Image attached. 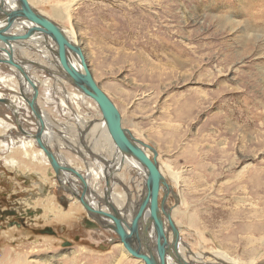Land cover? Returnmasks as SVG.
<instances>
[{
	"label": "rangeland",
	"instance_id": "1",
	"mask_svg": "<svg viewBox=\"0 0 264 264\" xmlns=\"http://www.w3.org/2000/svg\"><path fill=\"white\" fill-rule=\"evenodd\" d=\"M34 2L81 48L123 127L157 152L159 170L176 196L175 202L169 194L167 205L180 232L181 258L189 264H264V0ZM29 51L26 64L46 63L39 51ZM22 56L16 53L18 60ZM29 73L38 80V105L51 126V150L58 158L73 160V167L83 168V159L103 168L114 165L105 139L106 155L93 158L84 149L76 151L72 122L80 114L60 106V100L69 101L65 92H76L72 84H62L63 79L42 67ZM10 76L19 86L15 74L0 64V78ZM4 83L0 92L9 99ZM82 110L91 114L99 131L98 107ZM16 118L23 130L35 133L28 107ZM16 125L11 111L0 104V211L22 213L20 205L27 201L42 208L49 197L48 205L68 212L44 154ZM64 132L72 142L64 140ZM120 172L127 181L136 178L133 169ZM68 178L72 185L75 181ZM136 181L139 186L143 182L140 177ZM123 185L135 200L136 188ZM112 187V180L106 185L103 179L100 189ZM40 190L47 193L41 196ZM116 190L124 191L118 181ZM75 206L79 210L72 208L70 221L61 223L50 216L43 221L26 214L20 221L0 215V258L15 249L20 258L39 264H143L124 254L110 229L90 220L79 203ZM45 228L54 234L39 233Z\"/></svg>",
	"mask_w": 264,
	"mask_h": 264
},
{
	"label": "water",
	"instance_id": "2",
	"mask_svg": "<svg viewBox=\"0 0 264 264\" xmlns=\"http://www.w3.org/2000/svg\"><path fill=\"white\" fill-rule=\"evenodd\" d=\"M15 1L18 7L2 17V20H5V25L0 27V44L3 45V47H0V53L5 57L0 58V64L12 66L33 89L31 99H26L28 108L37 124L36 131L32 137L36 146L43 152L54 173L58 188L61 189L64 174L69 173L77 177L82 187V191L77 199L86 210L88 217L90 214L95 213L84 199L88 192L84 175L71 166L61 163L51 148L43 141L42 137L45 125L36 103L38 97L37 87L27 76L25 67L15 61L12 51H10L11 43L20 44V42L29 41L36 34L51 39L56 47L55 55L67 80L95 102L115 147L122 154L134 158L147 171L145 195L141 199L137 211L132 216L130 222H127L114 207L111 209L110 214L96 211L99 215L112 221V224L104 227V229H111L126 252L131 257L141 260L143 264H167L169 257L174 264H188L179 254V231L170 215L164 210V201L167 197L166 190L168 188L157 166V152L152 146L133 139L129 131L123 128L121 115L117 107L94 80L81 48L69 42L60 27L53 20L35 11L27 0ZM22 21H26L32 26L23 34H10L9 32L13 25ZM68 53L77 57L80 66L79 70L70 63ZM6 103L7 99H0V104L5 105ZM18 129L20 133L25 134L21 127H18ZM145 150L151 152L153 156L147 155ZM108 184L106 181V185ZM161 189L163 196L159 200ZM5 215H15L16 217L15 211L11 210L5 212ZM165 221L167 223L166 227ZM151 228L155 235L153 246L148 241V233ZM168 232L172 234L171 240ZM39 233L54 234L51 228H45L39 231Z\"/></svg>",
	"mask_w": 264,
	"mask_h": 264
},
{
	"label": "bare ground",
	"instance_id": "3",
	"mask_svg": "<svg viewBox=\"0 0 264 264\" xmlns=\"http://www.w3.org/2000/svg\"><path fill=\"white\" fill-rule=\"evenodd\" d=\"M29 5L35 10L37 11L38 13L43 14L42 11L38 10L35 8V2L34 0H27ZM34 5H33V4ZM18 6H17V2L15 0H3V1H0V27H3V25H5V20H2V17L5 16V14L11 12L12 10L16 9ZM45 16V15H44ZM58 16V15H57ZM57 16L55 15L53 18H57ZM61 16V15H60ZM47 17V16H45ZM48 18V17H47ZM50 19V18H49ZM58 25V24H57ZM32 25L26 21H22L20 23H16L13 25V27L11 28V30H16V31H19V32H22V33H17V34H23L28 28H30ZM59 26V25H58ZM60 29L63 31V33L65 34L67 40L69 42L72 43L73 41V37L70 36L67 32V30H65L63 27H60ZM10 30V32H11ZM12 33V32H11ZM10 33V34H11ZM39 42H42L41 44ZM73 45H76L74 43H72ZM2 45V44H1ZM13 46L15 47V49L17 51H19L20 53H22V55H24L26 57V54L25 52L28 50H32L35 51L37 50L36 52H40L41 53V56L42 58L45 60V64H41L40 61H35L34 60L32 61L33 64L37 65V67L34 65H30V64H26L25 60L26 59H22L20 58V60H18L14 55L16 54V50L13 51ZM0 47H3L0 46ZM26 49V50H24ZM55 45L53 44V42L51 41V39L49 38H45L44 36L40 35V34H36L34 35L29 41H24V42H20V44L18 43H14L12 44L11 43V49L10 51H12L13 53V58L15 59V61H17L18 63H21L24 67H25V71H26V74L27 76L29 77V79H31V81L34 83V85L37 87V91L38 89L40 88L39 87V83H38V80L33 77L29 72L30 70H32L33 68H44L48 71H51L53 74H57L56 76L63 79V81H61V83H70L69 80H67L64 72L62 71V68L58 62V59L55 55ZM30 52V51H29ZM32 52V51H31ZM40 55V54H39ZM68 55V59L70 61V63L76 68L79 70V61L77 59L76 56L74 55H71L70 53L67 54ZM5 56H3L2 53H0V58H4ZM19 58V56H18ZM51 58V59H50ZM28 60V59H27ZM29 61V60H28ZM25 62V63H23ZM40 62V64L38 63ZM113 62V61H112ZM43 63V62H42ZM52 67V69H50ZM7 68H9L10 70H12V72H14L15 76L17 77V80H19V86H15L13 85L10 81L11 79H13L14 77H3V78H0V82L2 83H6L7 85H3L4 87H7V90L10 91V94L9 96H11L9 99H7V103L3 106L7 107L8 110L11 111V114L15 117V123L17 124L16 127H21L19 122H20V119L16 118L18 116V114L21 115V109L23 108H26L28 107L27 103H26V99H31L32 95H33V89L32 87L30 86V84L28 82H26L24 80V78L21 76V74H19L12 66H7ZM54 69V70H53ZM60 82V81H59ZM4 83V84H5ZM71 84V83H70ZM46 85V83L44 84ZM74 88L75 86L72 85ZM2 89V88H1ZM111 89L113 90L114 87H111ZM63 90V89H62ZM76 92H65L66 94V97L69 99V101H64V100H60V106L65 108V109H68V110H74L75 113L74 115H77V114H80V115H77L75 117V121L74 123L72 122L73 126V131L76 135L75 139H74V142H72L73 140L70 139L68 136H69V132H64L66 135H65V139L64 140H67V141H70L74 144V147L76 148V151H79V150H86V152L88 153L89 156L91 157H95L96 155H106L107 153L109 154V156H113L114 159H116L114 165L111 164V166H114V168L112 169L111 166H108L106 165V163L104 164V168L102 167L101 165H99L100 163H97L95 161V164H92L91 160H90V164L88 163L87 164V171L85 172L86 174H84V179L86 180V183H87V187H88V192L87 194L85 195V202L87 204H89V206L94 210L95 213H92L89 215V219L92 220L93 222H96L99 224L100 227H108V225H111L112 224V221L109 219V218H105L103 217L102 215H99L97 212H104V213H111V209L114 207L117 209V211L120 212V215L127 221V222H130L131 221V218L132 216L136 213L137 211V208H138V205L141 201V199L144 197L145 195V180H146V177H147V171L146 169L140 164L138 163L134 158L128 156V155H125V154H122L116 147L115 145L113 144V141L111 139V137L109 136L108 134V131L106 129V126L104 124V122L102 121V116H101V113L99 111V115H100V123L102 126L99 127V131L96 130L98 127L93 123L91 124V122L93 121L94 118H91V114L89 113H82V106L85 107V108H92V107H95V102L92 101L89 97L85 96L82 92H80L77 88L74 89ZM101 90L108 96V94L101 88ZM122 91H120L121 93ZM57 94V93H56ZM65 97V96H64ZM0 99H6L4 98V94L2 92H0ZM36 103H37V106H38V97H37V100H36ZM95 104V105H94ZM2 105V104H1ZM97 107V106H96ZM38 109H39V112L41 113V117H42V120L44 122V125H45V128H44V131H43V141L51 148V146L53 147V141H52V138H54V134L52 132V129H51V126H47V123H46V119H45V116L44 114L41 112L39 106H38ZM77 109V110H76ZM30 111V110H29ZM23 112V111H22ZM32 115V113H31ZM82 115V116H81ZM33 116V115H32ZM8 117V116H7ZM33 119L34 116H33ZM24 121V120H23ZM91 124V125H90ZM37 126V125H36ZM53 127V126H52ZM124 128V127H123ZM87 132H85L86 130H88ZM19 130V129H17ZM23 130V129H22ZM55 130V128H54ZM36 131V130H35ZM71 131V132H73ZM20 132V131H19ZM23 132L25 134H22L21 133V136H25L26 138H29L31 139L34 144V146H36L35 144V141L33 140V133H30L29 131H25L23 130ZM85 134H84V133ZM90 134V135H89ZM130 134V133H129ZM84 136V137H83ZM131 136V135H130ZM52 137V138H51ZM81 137V140L85 141L87 140V142L83 143L81 140H79ZM132 137V136H131ZM133 138V137H132ZM103 139H105L106 141H109L110 142V145L111 147H109L110 149L108 150V152L106 153L107 150H103L102 147H103ZM135 139V138H133ZM80 142H79V141ZM137 141H139L138 139H135ZM11 141V140H10ZM14 141V139H13ZM21 141V140H20ZM15 142V141H14ZM55 142V141H54ZM108 142V143H109ZM141 142V141H140ZM11 143V142H10ZM72 143H69V146L68 147H71V144ZM107 143V144H108ZM143 143V142H142ZM145 144V143H144ZM63 145V144H62ZM148 145V144H147ZM56 146V144H55ZM107 147V146H106ZM23 148V147H22ZM29 148V147H27ZM31 148V147H30ZM29 148V149H30ZM63 148V147H62ZM67 148V147H66ZM33 149V148H32ZM73 149V148H72ZM71 149V150H72ZM23 150V149H22ZM70 150V151H71ZM27 151V150H26ZM42 152L41 150L39 151V153ZM145 152L147 153V155H149L151 157V152L145 150ZM15 153V152H14ZM43 153V152H42ZM41 153V154H42ZM78 153V152H77ZM17 154V153H16ZM57 159L58 156L57 154H55ZM82 155V154H81ZM87 155V156H88ZM29 156V155H28ZM34 156V155H33ZM86 156V155H85ZM153 156V154H152ZM70 157V156H69ZM102 156H100L101 158ZM28 158V157H27ZM45 158V157H44ZM23 159V158H22ZM31 159V158H30ZM46 160V159H45ZM66 165L68 166H71L73 169L74 167L72 166L74 164L73 160H70V159H66ZM96 160V159H95ZM104 160V158H103ZM112 162H113V159H110ZM47 162V160H46ZM158 166V164H157ZM124 168H130V169H133L135 172H136V178L139 179L142 178V183H140V186L138 185L137 181H136V178L132 179V180H129L127 181L126 179H124L123 175H120L118 172H120L122 169L124 170ZM159 169V167H158ZM76 170V169H75ZM118 171V172H117ZM79 172V171H78ZM110 173V175L112 176H109L108 173ZM160 172V170H159ZM121 173V172H120ZM161 173V172H160ZM35 174L36 177H38L37 179H39V173H33ZM29 176H32V174H28ZM49 177L52 176V174L49 172L47 174ZM54 175V174H53ZM162 175V173H161ZM47 176V177H48ZM139 176V177H138ZM166 184H167V190H166V194H167V197L164 201V210L170 215L171 217V210L168 209V203H167V199L169 197V194L172 195L175 199V202H176V196H175V193H173L171 190H170V186L169 184L167 183L168 181H166L164 175H162ZM25 177V176H24ZM23 177V178H24ZM68 177H72L73 180L75 181L72 185H71V179H69ZM22 178V179H23ZM30 178V177H29ZM107 181L108 183H111V180L113 181V187L110 188L109 190L106 189V191L103 192V190H101V184H102V181ZM53 181V180H52ZM117 181L118 183H120V185L122 186L123 188V192H118L116 190V185H117ZM123 182L128 185L129 187H135L136 190H134V192L136 193V199L133 200L131 197L132 195L129 193V190L126 188L125 185H123ZM131 184V186H130ZM75 188V189H74ZM134 188V189H135ZM49 189V188H48ZM75 191H74V190ZM79 189V191H78ZM61 190L63 195H65L64 197L62 196L60 198V201H64L65 203V206H66V209L68 210V208H70L71 210H69L68 212H61L59 211L54 205H48V202H49V197L46 198V203H43V200L42 198L40 199H37V200H41L42 203H43V206L42 208H39L37 206H35L33 204V202H28L27 201V204L24 203V207H22L20 205V208H21V212L22 213H19V212H15L17 213L16 214V217L18 218V220L20 221H23L21 219V216H24L26 214H29L31 213V216H33V218H36L37 216H41V218H43L44 220L43 221H46L48 220L49 216H50V220L51 221H56V222H60L61 221H66V220H69L70 219V214L72 212V208L76 210H79V208L77 206H75L76 202L80 204L81 208H83V210L86 212V210L84 209V207L81 205V203L78 201L77 197H79L81 191H82V187H81V183L80 181L77 179V177H75L74 175L72 174H64V176L62 177V186H61ZM41 193L40 195H45L47 192L45 190H40ZM59 191V190H58ZM57 191V193H58ZM165 192V190H164ZM60 193V192H59ZM66 195L70 197H72L73 200H75L76 202H71L72 199H67ZM163 196V191L162 189L160 190L159 192V200L160 198ZM59 197V196H58ZM94 198V199H92ZM70 200V202H69ZM41 201H37V202H40ZM26 202V201H25ZM106 204V205H103ZM113 203V205L111 204ZM54 208V209H53ZM65 209V210H66ZM39 211L40 213L39 214H35L34 215V212L35 211ZM87 213V212H86ZM20 215V216H19ZM12 216H15V215H12ZM19 216V217H18ZM88 216V215H87ZM172 219V217H171ZM70 221V220H69ZM173 221V220H172ZM175 224V223H174ZM257 225V224H256ZM167 226V223L165 221V227ZM253 228V227H252ZM255 228V227H254ZM52 230V229H51ZM100 230V229H99ZM108 230V229H107ZM111 230V229H110ZM112 231V230H111ZM179 231V230H178ZM113 232V231H112ZM171 232H168V234L170 235ZM172 238V234L170 236V240ZM179 238H180V232H179ZM46 240V239H45ZM112 241V240H111ZM148 241H149V244L151 246L154 245L155 243V235H154V231L153 229L151 228L149 230V233H148ZM47 242V241H46ZM181 244V241L179 242V239H178V250L180 248V245ZM122 245V244H121ZM123 247V246H122ZM123 251H124V254L125 255H128L129 254L126 252V250L123 248ZM202 253V252H201ZM181 254V252L179 253ZM131 256V255H130ZM17 257L19 259H17ZM204 257V256H203ZM218 257V256H217ZM133 258V257H132ZM205 258V257H204ZM135 259V258H134ZM120 260V259H119ZM138 260V259H136ZM200 260V259H199ZM204 260V259H203ZM140 262H142L141 260H138ZM185 262H187L189 264L188 261L184 260ZM205 261V260H204ZM220 261V260H219ZM74 262V260H72V263ZM119 262V261H118ZM196 262V261H195ZM201 262V260L199 261ZM143 263V262H142ZM202 263V262H201ZM205 263V262H204ZM0 264H39L37 261H34V260H25V259H22L18 256V254L16 253L15 249H10V250H6V252L3 253V256L0 258ZM44 264H51L50 262H47L45 261ZM119 264V263H118ZM122 264V263H121ZM167 264H174L171 260V258L169 257V260L167 261ZM200 264V263H199ZM207 264H221V262H217L215 263V261L213 263H207ZM225 264V262H224Z\"/></svg>",
	"mask_w": 264,
	"mask_h": 264
},
{
	"label": "crops",
	"instance_id": "4",
	"mask_svg": "<svg viewBox=\"0 0 264 264\" xmlns=\"http://www.w3.org/2000/svg\"><path fill=\"white\" fill-rule=\"evenodd\" d=\"M12 32V33H11ZM11 32H9V33H11V34H17V33H22V32H19V31H16V30H11ZM0 46H2L1 44H0ZM17 49V48H16ZM15 49V47L13 46V51H15L16 50ZM17 51V50H16ZM18 52V51H17ZM16 52V53H17ZM15 57H16V54L14 55ZM22 59H26L25 58V56L23 55L22 56ZM9 69V68H8ZM10 70V69H9ZM10 71H12V70H10ZM31 71V70H30ZM14 73V72H13ZM63 92V91H62ZM63 96V95H62ZM39 106V105H38ZM46 123H47V126L49 125V123L46 121ZM51 125V124H50ZM61 163H63V164H67L66 163V161L67 160H65V159H58ZM84 160V164H83V168L82 167H80V166H76L77 167V169H76V167H74V169H76L77 171H79V173H81V174H85V172L87 171V164H88V159H83ZM109 161H110V159H109ZM48 163V162H47ZM73 166V165H72ZM21 168V167H20ZM26 169H28V166H26Z\"/></svg>",
	"mask_w": 264,
	"mask_h": 264
},
{
	"label": "flooded vegetation",
	"instance_id": "5",
	"mask_svg": "<svg viewBox=\"0 0 264 264\" xmlns=\"http://www.w3.org/2000/svg\"><path fill=\"white\" fill-rule=\"evenodd\" d=\"M5 212H7V210L6 211H0V215L1 216H4L3 218H4V220L6 219V218H8V217H15V216H10V215H5ZM15 212H17V211H15ZM1 218V217H0ZM16 218V217H15ZM9 219V218H8ZM13 224L16 226V225H18L15 221H13ZM13 227V225L10 223V225H9V227ZM53 231V230H52ZM54 232V231H53Z\"/></svg>",
	"mask_w": 264,
	"mask_h": 264
}]
</instances>
